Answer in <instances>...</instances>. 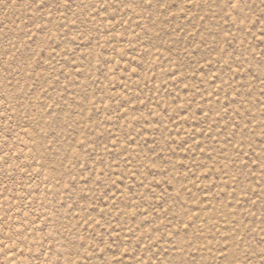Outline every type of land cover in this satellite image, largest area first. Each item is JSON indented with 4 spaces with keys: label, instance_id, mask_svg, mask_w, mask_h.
I'll return each instance as SVG.
<instances>
[{
    "label": "rangeland",
    "instance_id": "obj_1",
    "mask_svg": "<svg viewBox=\"0 0 264 264\" xmlns=\"http://www.w3.org/2000/svg\"><path fill=\"white\" fill-rule=\"evenodd\" d=\"M0 264H264V0H0Z\"/></svg>",
    "mask_w": 264,
    "mask_h": 264
}]
</instances>
